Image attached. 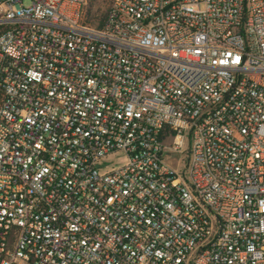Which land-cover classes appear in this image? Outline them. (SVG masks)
I'll list each match as a JSON object with an SVG mask.
<instances>
[{
  "label": "built area",
  "instance_id": "built-area-1",
  "mask_svg": "<svg viewBox=\"0 0 264 264\" xmlns=\"http://www.w3.org/2000/svg\"><path fill=\"white\" fill-rule=\"evenodd\" d=\"M25 1L0 0V264H264V0H111L100 28Z\"/></svg>",
  "mask_w": 264,
  "mask_h": 264
},
{
  "label": "rangeland",
  "instance_id": "rangeland-1",
  "mask_svg": "<svg viewBox=\"0 0 264 264\" xmlns=\"http://www.w3.org/2000/svg\"><path fill=\"white\" fill-rule=\"evenodd\" d=\"M110 3L111 0H88L83 21L93 27H97L100 20L107 13ZM25 4L29 5V1H25ZM124 159L125 157L123 154L117 155L108 165V169L116 167L119 164L123 163Z\"/></svg>",
  "mask_w": 264,
  "mask_h": 264
},
{
  "label": "trees",
  "instance_id": "trees-1",
  "mask_svg": "<svg viewBox=\"0 0 264 264\" xmlns=\"http://www.w3.org/2000/svg\"><path fill=\"white\" fill-rule=\"evenodd\" d=\"M105 17H106V14H105V16L100 20V22H99V24H98V26L97 27H102L103 26V24H104V22H105ZM86 23V22H85Z\"/></svg>",
  "mask_w": 264,
  "mask_h": 264
}]
</instances>
